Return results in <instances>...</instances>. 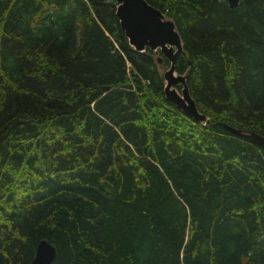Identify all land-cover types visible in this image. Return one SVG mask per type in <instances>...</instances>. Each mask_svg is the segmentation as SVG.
<instances>
[{"label":"trees","instance_id":"1","mask_svg":"<svg viewBox=\"0 0 264 264\" xmlns=\"http://www.w3.org/2000/svg\"><path fill=\"white\" fill-rule=\"evenodd\" d=\"M146 1L206 121L115 0H0V264H264V147L228 129L264 137V0Z\"/></svg>","mask_w":264,"mask_h":264},{"label":"water","instance_id":"2","mask_svg":"<svg viewBox=\"0 0 264 264\" xmlns=\"http://www.w3.org/2000/svg\"><path fill=\"white\" fill-rule=\"evenodd\" d=\"M104 1V0H99ZM115 15L119 21L128 43L137 51L149 48L160 51L169 61V67L163 72L164 95L181 112L195 122L206 121L207 117L200 112L186 85V74L175 71L177 56L182 52L181 38L171 19L166 18L158 8L146 0H115ZM230 8H235L240 0H226ZM160 61V58H159ZM180 85V92L176 90ZM234 134L244 137L264 147V137L254 131L241 130L228 126ZM56 256L54 246L46 240H40L30 264H52Z\"/></svg>","mask_w":264,"mask_h":264},{"label":"rangeland","instance_id":"3","mask_svg":"<svg viewBox=\"0 0 264 264\" xmlns=\"http://www.w3.org/2000/svg\"><path fill=\"white\" fill-rule=\"evenodd\" d=\"M165 83V82H164ZM176 90L178 91V92H180V88H176Z\"/></svg>","mask_w":264,"mask_h":264},{"label":"flooded vegetation","instance_id":"4","mask_svg":"<svg viewBox=\"0 0 264 264\" xmlns=\"http://www.w3.org/2000/svg\"><path fill=\"white\" fill-rule=\"evenodd\" d=\"M178 87H180V88H181V86H180V85H176V88H178Z\"/></svg>","mask_w":264,"mask_h":264},{"label":"bare ground","instance_id":"5","mask_svg":"<svg viewBox=\"0 0 264 264\" xmlns=\"http://www.w3.org/2000/svg\"><path fill=\"white\" fill-rule=\"evenodd\" d=\"M240 2V1H239Z\"/></svg>","mask_w":264,"mask_h":264}]
</instances>
